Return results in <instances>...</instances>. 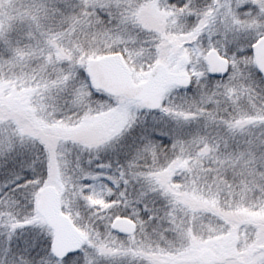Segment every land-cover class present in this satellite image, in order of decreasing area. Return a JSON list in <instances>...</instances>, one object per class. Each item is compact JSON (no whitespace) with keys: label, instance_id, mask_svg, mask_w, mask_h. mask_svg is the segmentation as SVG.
Instances as JSON below:
<instances>
[{"label":"snow or ice","instance_id":"obj_1","mask_svg":"<svg viewBox=\"0 0 264 264\" xmlns=\"http://www.w3.org/2000/svg\"><path fill=\"white\" fill-rule=\"evenodd\" d=\"M0 264H264V0H0Z\"/></svg>","mask_w":264,"mask_h":264}]
</instances>
